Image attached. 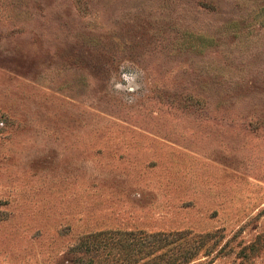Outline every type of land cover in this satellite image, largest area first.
I'll use <instances>...</instances> for the list:
<instances>
[{
  "label": "rangeland",
  "instance_id": "obj_1",
  "mask_svg": "<svg viewBox=\"0 0 264 264\" xmlns=\"http://www.w3.org/2000/svg\"><path fill=\"white\" fill-rule=\"evenodd\" d=\"M98 231L264 264V0H0V264Z\"/></svg>",
  "mask_w": 264,
  "mask_h": 264
},
{
  "label": "trees",
  "instance_id": "obj_2",
  "mask_svg": "<svg viewBox=\"0 0 264 264\" xmlns=\"http://www.w3.org/2000/svg\"><path fill=\"white\" fill-rule=\"evenodd\" d=\"M118 234H120V232H118ZM126 238L129 239L126 240L119 237V239L116 240L114 234L108 231H98L88 234L80 238L78 243L70 249L69 253H73L72 259H70L72 263L68 264H102L101 262L106 260V257L101 259L99 253L108 252L107 247L115 251H113V258L111 257L109 260H106L104 264H135L137 260L152 253L151 250L146 249L135 251L137 241L132 240L136 237L132 236L131 232H129ZM108 240H113L115 244H112V242L109 244ZM108 254H110V251Z\"/></svg>",
  "mask_w": 264,
  "mask_h": 264
}]
</instances>
